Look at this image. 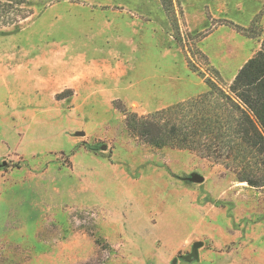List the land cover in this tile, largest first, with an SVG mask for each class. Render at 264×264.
Masks as SVG:
<instances>
[{"label": "rangeland", "instance_id": "1", "mask_svg": "<svg viewBox=\"0 0 264 264\" xmlns=\"http://www.w3.org/2000/svg\"><path fill=\"white\" fill-rule=\"evenodd\" d=\"M173 7L179 33L161 0H27L0 25V264H264V190L144 144L119 110L228 89L264 0Z\"/></svg>", "mask_w": 264, "mask_h": 264}, {"label": "trees", "instance_id": "2", "mask_svg": "<svg viewBox=\"0 0 264 264\" xmlns=\"http://www.w3.org/2000/svg\"><path fill=\"white\" fill-rule=\"evenodd\" d=\"M161 3L179 33L173 0ZM25 4L27 0H0V25L17 23L9 16ZM233 26L238 32H247ZM206 83L208 92L158 110L150 117L119 108L126 117L127 129L152 148L191 150L214 159L231 170L236 181L264 190V40L228 89L211 79Z\"/></svg>", "mask_w": 264, "mask_h": 264}, {"label": "water", "instance_id": "3", "mask_svg": "<svg viewBox=\"0 0 264 264\" xmlns=\"http://www.w3.org/2000/svg\"><path fill=\"white\" fill-rule=\"evenodd\" d=\"M77 136H83L84 135V132H77L76 133ZM3 165H5V163H3ZM197 181L199 182H202L203 181V178L198 176L197 177ZM204 246V243L203 242H196L193 244V247H192V253L186 257V259L188 261H190L191 259L195 258V259H199V250L200 248H202ZM178 258H175L173 260V263L172 264H176L178 262Z\"/></svg>", "mask_w": 264, "mask_h": 264}, {"label": "crops", "instance_id": "4", "mask_svg": "<svg viewBox=\"0 0 264 264\" xmlns=\"http://www.w3.org/2000/svg\"><path fill=\"white\" fill-rule=\"evenodd\" d=\"M67 88H68L69 90H73L74 87H73V88H72V87H71V88H70V87H67ZM62 90H64V89L59 90V92H61ZM75 94H76V92H75ZM40 96H41V94H40ZM41 98H42V97H40L39 99H41Z\"/></svg>", "mask_w": 264, "mask_h": 264}, {"label": "bare ground", "instance_id": "5", "mask_svg": "<svg viewBox=\"0 0 264 264\" xmlns=\"http://www.w3.org/2000/svg\"><path fill=\"white\" fill-rule=\"evenodd\" d=\"M243 185H245V183H243Z\"/></svg>", "mask_w": 264, "mask_h": 264}]
</instances>
